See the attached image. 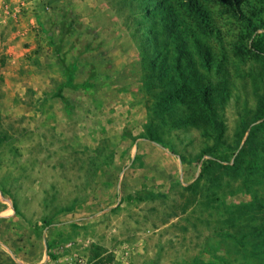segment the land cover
I'll return each instance as SVG.
<instances>
[{
	"label": "rangeland",
	"instance_id": "rangeland-1",
	"mask_svg": "<svg viewBox=\"0 0 264 264\" xmlns=\"http://www.w3.org/2000/svg\"><path fill=\"white\" fill-rule=\"evenodd\" d=\"M19 2L0 0V187L20 227L43 225L52 258L69 243L88 261L264 264V0H198L204 21L186 0H55L17 19ZM175 34L194 64L174 65ZM31 63L55 86L25 82L12 118L4 70Z\"/></svg>",
	"mask_w": 264,
	"mask_h": 264
},
{
	"label": "crops",
	"instance_id": "crops-1",
	"mask_svg": "<svg viewBox=\"0 0 264 264\" xmlns=\"http://www.w3.org/2000/svg\"><path fill=\"white\" fill-rule=\"evenodd\" d=\"M35 56V55H32ZM14 57V56H13ZM14 59V58H13ZM22 67L20 65H10L4 70L5 74V80L1 84V89L3 92H5V99L4 102L8 103L10 105L12 113H10V116L18 117L17 115H13L14 112H16V107L19 103L23 105H27V100H20L18 97V91L20 88L25 86L27 83L37 82L34 81L37 79L40 72H43L46 74V87H54L55 81L53 84L51 83L52 80L49 78V71L51 70L50 67L47 66H36L33 63L30 65H26L25 71L29 72V75L26 78L21 77L22 73ZM34 76V79H31V77ZM27 82V83H25ZM62 82V83H61ZM64 84V81L62 79H59L58 81V88H60ZM35 85V84H34ZM38 85H35L37 87ZM48 101L52 98L51 96H48ZM59 96H54L53 98H58ZM39 99V98H37ZM62 101L68 103V100L63 99L61 96ZM36 101V99L34 100ZM31 101V104L34 102ZM47 101V102H48ZM44 102V101H41ZM35 113V112H34ZM28 114L23 113L25 115L26 119V126L28 130H32V134L38 135V131L36 129L35 124V118L34 116H37V118H41L44 122V115L42 113L39 114ZM18 114V113H17ZM34 131H36L34 133ZM13 134V132L11 133ZM16 134V133H14ZM16 146L18 148V144H12V147ZM28 146H32L29 144ZM14 148V147H13ZM6 163L8 161L6 160ZM9 164V163H8ZM11 164V163H10ZM2 166V165H0ZM1 169V167H0ZM1 181V178H0ZM6 193L4 192L3 188L0 187V264H42L46 259L50 258V256L47 255V248H48V231L45 232V229L43 228V225H38V231L28 230L26 225L23 227H20L19 221L21 220L19 217L26 215V211L23 209L15 208L11 202L10 199H7L5 196ZM22 222V221H21ZM71 244H66L63 251L62 256L53 257L51 259V263L49 264H67L68 262L75 261L79 258H82V261L75 262L74 264H116L119 260L122 264H124L123 260L125 261V256L117 257V259H113L110 257H107L105 255L97 256L90 261L87 260V258H83V256L75 255L74 253L70 252V246ZM66 248V249H65ZM73 248V247H72ZM118 260V261H117Z\"/></svg>",
	"mask_w": 264,
	"mask_h": 264
},
{
	"label": "trees",
	"instance_id": "trees-1",
	"mask_svg": "<svg viewBox=\"0 0 264 264\" xmlns=\"http://www.w3.org/2000/svg\"><path fill=\"white\" fill-rule=\"evenodd\" d=\"M188 5L190 6V9L191 11L196 15V17L198 18L197 20L198 21H204V12L202 11V7L200 6V3L198 2V0H186ZM150 34H154L153 32H149ZM153 41H158V38H155V40ZM171 44L174 46L175 50H176V56H174L173 58V63L174 65L177 67L179 65L182 64L183 62V59H186V61L189 63V64H194V61H193V58L190 57V55L188 54V43L181 39L178 35H174L173 36V39L171 41ZM141 48H142V53L145 51V46L143 44H141ZM252 49H253V52L254 54L258 55V56H261L263 59H264V42L263 41H258L256 44L252 45ZM200 57L202 56L201 54H199ZM142 59L141 61L143 62H146L145 61V56L142 55ZM147 63V62H146ZM147 66H150V64L148 63ZM192 66V65H190ZM172 71V70H170ZM168 72V77L165 81H170V79L172 78V74L171 72ZM154 76L155 74H157V68L154 66L151 68V71H150ZM154 78V77H153ZM153 81H155L154 79H152ZM202 86H200L201 88ZM199 93H202L200 90H198ZM167 101H169V103H171L172 100H170V97L167 98ZM261 113H262V122L257 125V128H261L262 130H264V101H263V104H262V110H261ZM253 145V143H251L249 140L247 141V143H245V145L243 146V148L240 150V154H243L244 153V150H247V147L249 145ZM240 154H238L235 158V161H234V165L236 167H243L242 165V162H243V159L242 157L243 156H240Z\"/></svg>",
	"mask_w": 264,
	"mask_h": 264
},
{
	"label": "built area",
	"instance_id": "built-area-1",
	"mask_svg": "<svg viewBox=\"0 0 264 264\" xmlns=\"http://www.w3.org/2000/svg\"><path fill=\"white\" fill-rule=\"evenodd\" d=\"M55 0H20L17 8V12L14 17L20 19L31 13L38 12L41 9H49L51 3ZM52 257L46 259L42 264L51 263ZM77 260L69 262L68 264H74ZM82 261V258H79L77 262Z\"/></svg>",
	"mask_w": 264,
	"mask_h": 264
}]
</instances>
